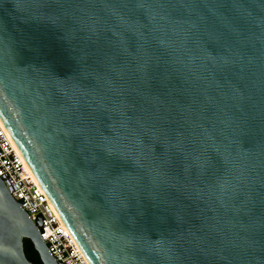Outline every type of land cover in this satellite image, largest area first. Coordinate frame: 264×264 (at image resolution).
Segmentation results:
<instances>
[{"label":"water","instance_id":"obj_1","mask_svg":"<svg viewBox=\"0 0 264 264\" xmlns=\"http://www.w3.org/2000/svg\"><path fill=\"white\" fill-rule=\"evenodd\" d=\"M0 118L90 264H264V0H0Z\"/></svg>","mask_w":264,"mask_h":264},{"label":"built area","instance_id":"obj_2","mask_svg":"<svg viewBox=\"0 0 264 264\" xmlns=\"http://www.w3.org/2000/svg\"><path fill=\"white\" fill-rule=\"evenodd\" d=\"M0 177L34 220L40 215L39 235L59 264H90L47 194L37 181L0 118Z\"/></svg>","mask_w":264,"mask_h":264},{"label":"flooded vegetation","instance_id":"obj_3","mask_svg":"<svg viewBox=\"0 0 264 264\" xmlns=\"http://www.w3.org/2000/svg\"><path fill=\"white\" fill-rule=\"evenodd\" d=\"M23 249L28 258H31L34 264H43L37 250L33 247L30 239L26 236L22 237Z\"/></svg>","mask_w":264,"mask_h":264}]
</instances>
